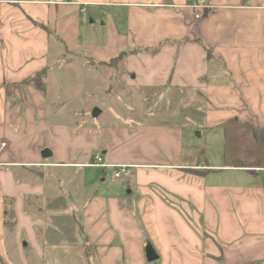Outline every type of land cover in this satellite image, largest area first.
<instances>
[{"label":"crops","instance_id":"0c3cea01","mask_svg":"<svg viewBox=\"0 0 264 264\" xmlns=\"http://www.w3.org/2000/svg\"><path fill=\"white\" fill-rule=\"evenodd\" d=\"M88 18L126 47L76 51ZM0 43V264H264V0H0ZM121 65L100 120L77 93Z\"/></svg>","mask_w":264,"mask_h":264},{"label":"rangeland","instance_id":"374dc122","mask_svg":"<svg viewBox=\"0 0 264 264\" xmlns=\"http://www.w3.org/2000/svg\"><path fill=\"white\" fill-rule=\"evenodd\" d=\"M106 20V19H105ZM107 21V20H106ZM112 25H110L109 22V26H107V28L103 27L101 25L100 20H95L94 22L90 21V18L87 19L86 24L84 26H82L80 28V38L78 39H73V41L77 40V42H72L73 47L74 45H76L77 47L75 48L76 51H79V53L81 54H86L88 56H93V58H96L97 60L100 59H105L106 57H111V55H115V53L117 51H119L121 48H125L127 43V39L124 37L123 40H120V38H117L115 35V29H113L111 27ZM121 28V26L118 27V29ZM116 39H118L116 41ZM127 52V51H124ZM93 58H84L83 60L78 59L79 63H85L86 60L89 61V63L93 60L95 61V59ZM113 61L112 64H110L111 66H113ZM99 65L101 66H105L104 64L98 63L97 65H95V68H98L96 70H98V72L103 73L104 68L102 67H98ZM117 66V65H116ZM106 67V66H105ZM117 72V73H116ZM124 73V66H119V69H117V67L115 68V76L113 77V80L110 81L111 83L107 86V89L109 88V92L107 93V100H105V95L106 93L101 92V91H95L94 89H91V87H96L97 85L96 82H94L92 79L89 80L88 82H86L87 87L81 89V91H79V93H77V95L79 96L78 98L75 99L76 102H79L82 106H90V104L92 103H96L97 106H95V108H101L103 107V109L105 110V114L101 117L100 120H105L106 118L109 117H115V102L118 100L122 103V105L124 106H128L129 102L127 101V99H131L134 97V95H136L138 92H131V90H127L126 89V82L128 81L126 79V77L123 76ZM113 74V75H114ZM100 82H97L98 86H103V84L101 85ZM93 84V85H92ZM89 89V90H88ZM104 89V88H103ZM161 90H156L153 92H150V97H155L159 94ZM123 93H125V96H123ZM121 95V96H120ZM138 95L135 96V99L137 100ZM158 97H156L155 99H158ZM165 101L163 102V104H160V102H158L155 106H145L146 110H151V111H156V112H160L163 109H168V112L171 111V113L173 115L177 114V111H183L184 114L189 118L192 119L194 117V113H195V105L193 106H189L186 108H179L178 106H176L174 103V101H178V94H168L167 98L164 99ZM114 102V103H113ZM174 102V103H173ZM194 104V103H192ZM168 107V108H167ZM94 108V109H95ZM116 118V117H115ZM193 121V119H192ZM194 122V121H193ZM240 129V128H239ZM199 131L200 130H196V128H191L190 130H188V134L194 138V140L196 142H198L199 145H204L205 147H209V151H212V149L214 148L212 141H210V139L205 140V138H203L202 140L198 139L199 137ZM232 147V145H230ZM207 149V148H206Z\"/></svg>","mask_w":264,"mask_h":264},{"label":"built area","instance_id":"2783aa9c","mask_svg":"<svg viewBox=\"0 0 264 264\" xmlns=\"http://www.w3.org/2000/svg\"><path fill=\"white\" fill-rule=\"evenodd\" d=\"M0 45H1V43H0ZM89 165L98 166V167H112L114 169V176H115V178H118V179L123 178V177H130L133 173L131 165H110V164H106L101 155L95 156L93 161Z\"/></svg>","mask_w":264,"mask_h":264},{"label":"trees","instance_id":"16d2710c","mask_svg":"<svg viewBox=\"0 0 264 264\" xmlns=\"http://www.w3.org/2000/svg\"><path fill=\"white\" fill-rule=\"evenodd\" d=\"M128 52H122L118 57L112 59V61H117L120 60L121 58H123ZM112 61L110 62V64H112ZM46 74H47V70L44 69L41 72H39L38 74H36L33 78L29 79L27 82L28 83H32L35 84L39 89H41L42 91L45 90V78H46Z\"/></svg>","mask_w":264,"mask_h":264},{"label":"water","instance_id":"95a60500","mask_svg":"<svg viewBox=\"0 0 264 264\" xmlns=\"http://www.w3.org/2000/svg\"><path fill=\"white\" fill-rule=\"evenodd\" d=\"M101 110L99 108H95L93 110V113L92 115L94 117H97L99 114H100ZM146 254H147V258L148 260L150 261H153L157 258V254H156V251L155 249L153 248V246L151 244H148L147 247H146Z\"/></svg>","mask_w":264,"mask_h":264}]
</instances>
